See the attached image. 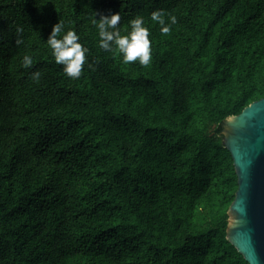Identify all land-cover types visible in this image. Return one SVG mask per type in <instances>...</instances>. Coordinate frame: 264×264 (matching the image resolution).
I'll return each instance as SVG.
<instances>
[{
  "label": "trees",
  "instance_id": "16d2710c",
  "mask_svg": "<svg viewBox=\"0 0 264 264\" xmlns=\"http://www.w3.org/2000/svg\"><path fill=\"white\" fill-rule=\"evenodd\" d=\"M114 13L122 35L144 17L149 65L100 48ZM58 21L89 50L79 78L47 44ZM263 98L264 0H0V264H248L221 132Z\"/></svg>",
  "mask_w": 264,
  "mask_h": 264
},
{
  "label": "water",
  "instance_id": "95a60500",
  "mask_svg": "<svg viewBox=\"0 0 264 264\" xmlns=\"http://www.w3.org/2000/svg\"><path fill=\"white\" fill-rule=\"evenodd\" d=\"M221 133L237 176L226 239L248 264H264V98L225 119Z\"/></svg>",
  "mask_w": 264,
  "mask_h": 264
},
{
  "label": "clouds",
  "instance_id": "9594fccd",
  "mask_svg": "<svg viewBox=\"0 0 264 264\" xmlns=\"http://www.w3.org/2000/svg\"><path fill=\"white\" fill-rule=\"evenodd\" d=\"M120 19L119 13L101 15L99 19H93L92 23L98 28L100 48L109 52L116 51L126 64L138 61L141 66L149 65L152 59L150 30L145 26L144 17L136 16L131 19L129 29L123 35L118 28ZM150 19L161 26L163 34H168L171 25L177 22L174 15L166 13L164 10L153 11L150 14ZM79 41L80 37L74 30L65 31L62 21L53 25L47 39L55 62L62 65L64 73L72 79L81 76L86 62V53L89 51ZM22 63L25 67H30L33 61L30 56L25 55ZM40 77L39 71L31 74L34 82L38 83Z\"/></svg>",
  "mask_w": 264,
  "mask_h": 264
}]
</instances>
